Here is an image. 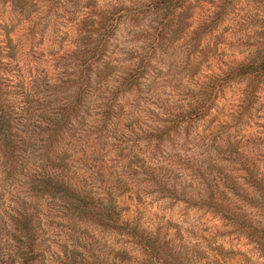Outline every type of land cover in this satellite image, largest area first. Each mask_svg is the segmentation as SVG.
<instances>
[{
    "label": "rangeland",
    "instance_id": "374dc122",
    "mask_svg": "<svg viewBox=\"0 0 264 264\" xmlns=\"http://www.w3.org/2000/svg\"><path fill=\"white\" fill-rule=\"evenodd\" d=\"M157 1L0 0V75L3 86L11 84L17 94L19 73L33 84L34 95L43 91L30 75L39 73L41 83L44 71L51 78L74 73L78 65L68 57L80 43L79 26L94 29L92 21L117 17L106 53L88 70L83 110L65 129L71 144L62 138L61 145L71 148L65 163L75 170L71 180L86 190L112 194L120 220L132 232L95 224L72 228L38 207L35 264H264V247L227 220L235 216L264 229V214L252 206L254 188L248 181L251 172L264 174V77L240 113L235 105L242 100L244 83H227L206 116L180 123L162 141L155 135L162 123L184 113L209 81L257 54L264 42V0H235L215 25L200 32L201 21L221 0H172L153 9ZM170 20L150 51L153 29ZM108 61L116 72L106 83L95 84V71ZM141 61L138 83L117 88L115 77ZM111 94L116 114L105 120L102 101ZM22 95H15L16 102ZM214 132H221L222 149L239 139L238 151L222 152L216 139H208ZM74 151L80 152L74 156ZM92 152L103 160H92ZM130 156L135 159L129 166ZM113 169L132 180L119 182ZM261 180L264 184V175ZM111 184L116 188L110 192ZM213 203L226 219L215 206L208 207ZM145 239L161 251L145 255Z\"/></svg>",
    "mask_w": 264,
    "mask_h": 264
},
{
    "label": "trees",
    "instance_id": "16d2710c",
    "mask_svg": "<svg viewBox=\"0 0 264 264\" xmlns=\"http://www.w3.org/2000/svg\"><path fill=\"white\" fill-rule=\"evenodd\" d=\"M158 1L154 3L153 9H161L159 6L162 3H170L172 0ZM234 2L235 0H221V5L216 4L212 16L201 21L199 32L206 26L215 25L228 12V6ZM170 24L171 20L165 21L153 29L148 43L150 51L156 49L157 38L164 32V26ZM85 26L87 25L79 26L77 33L81 39L80 43L73 50V57H68L75 65H78L74 73L51 78L49 73L44 71L41 83L37 78L39 73L30 75V81L33 83L35 81L36 86L39 84L43 94L34 95L33 84L26 83L27 79L22 73H19L21 77L18 80L20 84L18 94L11 84L3 86L2 76L4 75H0V264H35L38 258L35 221L39 212L38 207L51 212L53 218L58 215L59 219L72 228L95 224L111 231L132 232L127 226L128 223L120 220L112 194L104 196L100 192L81 188L69 177L75 176V170H71L69 165L65 166L70 159L71 148L63 147L61 142L64 139L71 144L70 138L72 139L71 136L66 135L65 129L83 110L84 92L90 86L88 70L93 69L95 63L106 53V40L117 26V17L113 15L106 21L100 19L96 22L92 21L89 26L94 29L84 30ZM143 65L144 62L141 61L133 69L119 73L114 79L118 83L117 88L122 86V90H126L136 85L142 76L140 70ZM230 67L227 73L209 81L207 85L199 89L197 95L200 97L192 101L190 107L183 111L184 113L170 117V123L167 121L162 123L159 130L155 131V135L160 136L157 138H161L162 141V138L172 136L174 129H177L180 123L206 116L211 110L210 103L217 91L227 83H244L242 100L235 105L236 113H240L252 101L249 99L256 94L257 85L264 77V42L260 43L257 54L253 58ZM116 70V66L109 61L101 65L95 71V84L107 81ZM4 80L8 81V79ZM67 90L68 93H65ZM20 94L23 95L16 102L15 95ZM114 99L115 95L111 94L109 100L106 97L102 101L101 112L105 120L116 114L113 111L116 108ZM81 120L79 119L80 122L77 124L80 125ZM34 128L37 129L35 131L37 133H27ZM220 133L214 132L208 139H216L217 145L222 149L224 142L221 141ZM239 143V139H231L227 146L223 147L222 152L236 153ZM59 145L63 148L57 149ZM86 147L87 145L82 142L81 149ZM79 152L74 151V156ZM92 154H94L92 160L104 158L102 155L100 159L95 152ZM132 158L134 157L130 156L127 161L129 166ZM113 170L118 172L119 182L125 184L132 180L131 177L123 178L120 170ZM263 175L256 170L254 173L251 172L248 181L254 188L255 202L252 206L254 210L264 214V184L261 180ZM109 188L111 192L116 185L111 184ZM5 202L9 205L3 208L2 204ZM209 206L213 209L216 204H209ZM216 208L226 219L227 215L222 214L218 207ZM227 220L237 231L246 233L251 242L264 247V229L259 230L258 227L251 226L242 220L238 221L235 216H229ZM136 240L141 242L139 235ZM152 241V239L143 241L145 255H156V251H161L154 247L155 242Z\"/></svg>",
    "mask_w": 264,
    "mask_h": 264
}]
</instances>
